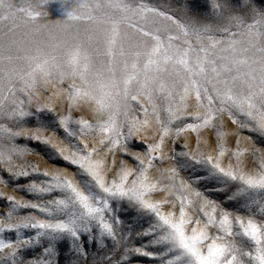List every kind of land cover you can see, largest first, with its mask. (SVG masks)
I'll list each match as a JSON object with an SVG mask.
<instances>
[{
  "label": "snow or ice",
  "instance_id": "6c2138e0",
  "mask_svg": "<svg viewBox=\"0 0 264 264\" xmlns=\"http://www.w3.org/2000/svg\"><path fill=\"white\" fill-rule=\"evenodd\" d=\"M51 2L0 0V172L16 179L32 174L17 165L26 150L16 140L50 142L43 125H23L54 112L55 99L68 108L58 124L79 141L69 154L57 151L81 180L43 172L44 180L26 186L39 202L0 192L10 205L0 214V233H16L15 240L0 239V264H59L56 243L63 239L71 240L76 264H89L87 242L103 248L109 239L112 254L99 264H125L130 255L158 264H264V150L252 148L259 163L253 161L249 171L241 167L245 152L239 148L232 153L235 166L220 162L225 115L264 135V0H178L169 12L145 0H60L70 10L55 20L47 11ZM73 109L90 118L73 120ZM153 121L159 139L146 143L143 155L131 154L134 166L124 160L117 165L116 152L129 155L128 141L146 140ZM204 130L215 133L218 155L215 161L211 155L193 159L211 165L209 175L225 186L228 201L241 205L243 216L184 181L180 189L195 201L175 195L174 168L161 171L173 174L163 186L149 176L154 162L166 160L165 137L191 131L199 144ZM0 184L7 181L0 177ZM157 193L163 195L152 199ZM116 202L141 217L148 214L146 226L137 231L129 225L127 234H118L124 220L113 214ZM20 209L44 218L22 216ZM26 229L35 234L21 238ZM134 231L146 243L130 246ZM37 246L40 255L26 258L25 250Z\"/></svg>",
  "mask_w": 264,
  "mask_h": 264
},
{
  "label": "rangeland",
  "instance_id": "374dc122",
  "mask_svg": "<svg viewBox=\"0 0 264 264\" xmlns=\"http://www.w3.org/2000/svg\"><path fill=\"white\" fill-rule=\"evenodd\" d=\"M145 2L151 7H155L166 12L175 10L179 6L178 0H145ZM201 3H203V0H201ZM68 10H70V8L62 6L60 0H53V2H51L47 7L49 18L52 20L63 18ZM42 102L49 103V101H47L43 96ZM51 103L55 109L54 112L45 111L39 114V120H37L36 117H33L26 121L23 125L24 127L32 129L43 125L41 129L42 136L43 138L48 139L50 142L46 144L43 142L26 139L23 136L17 138L16 140V143L26 150L24 155L17 159V165L26 167L27 170L32 174L26 178L21 177L16 179L8 176L7 173L0 172V177L7 181L6 185L0 184V192L13 195L17 199L23 200L25 202H39L35 195L29 194L27 192L26 186L30 181L39 183L44 180L45 178L40 175L43 172L47 171L49 176H51L53 173L61 172L68 176L74 177L78 181L81 180L79 170L75 166L66 162L57 151L58 148H65L67 149L65 154H69L72 150H74L72 146L79 144L77 139L69 137L63 128L58 124L59 116L68 115L67 103L64 100L55 99ZM193 104L194 101L189 100V105ZM36 106L37 105L33 104V110ZM189 110L191 111L192 109L190 108ZM82 116H84V118H90V114H85L84 112L77 109L72 110L73 120L79 119ZM141 118H143L142 115ZM222 119L224 123V131L228 133L223 141L226 151L225 155L220 158L222 166L227 167L229 164L235 166L236 158L232 155V153L237 148H239L240 151L245 152V155L240 157L241 167H243L245 171L252 170L254 167L253 161H255L256 164L259 163V159L254 157L252 154V148L255 147L257 149L264 150V135H261L259 132L250 131L247 128H239L238 125L231 123L227 115H225ZM157 127L158 126L155 125L153 121L152 128L144 134V136H147L146 140L143 138V136H136L130 139L128 141L127 149L129 155L126 156L117 151L115 154L117 165L121 160H124L128 166H134L133 161L130 158L131 154L139 153L143 155L145 151V144L153 143L154 140L159 139V137L155 135V129ZM72 128L75 130V125H72ZM93 137L94 134L87 137V142L90 146L94 142ZM197 140V134L191 131H185L179 137L175 136L174 133L165 137L163 151L166 160L162 164L159 161L154 162V167L149 172L150 178L153 180V182L157 180L161 181V186L168 184L169 181L166 179V177L173 174L165 172L164 176H161L160 173L162 170L174 168L176 188L173 189V191L175 195H188L190 199L195 201V197L191 196L190 192H184L182 189H180V181H184L190 185L191 191L201 192L203 197L216 201L222 207L233 212L234 215H245L244 209L241 207V205L226 199L225 186L218 183L216 179L209 175L211 165L205 162H201L199 164L195 163V159H203L208 155L213 156L215 161L219 151L215 142V133L212 130H204L199 134V144L197 143ZM237 141H239V144H237ZM182 153H186V155H182ZM111 159L112 157H109V162ZM33 167L36 168V173H33ZM84 178L86 179V177ZM109 179H111V176ZM161 195L163 194H154L152 199H159ZM175 195L169 196V199H175ZM49 198L50 197L45 196L44 201L46 202ZM178 205L179 202L177 201V207ZM195 206L196 205L194 204L193 207ZM9 207L10 205L8 204L7 200L0 198V214L7 212ZM114 207L115 212L113 214L121 216V218L124 220V223L117 229L118 234L121 232L127 234L129 225H131L134 230L138 231L142 227L146 226L147 222L149 221L148 214H145L143 217H141L135 213L134 209L126 210L125 208L121 207L119 202H116ZM169 209L170 205H165L162 210L167 212ZM129 212L132 214L129 215ZM19 214L22 216L33 215L37 219L44 218L42 214L33 209H20ZM189 214L191 215L192 211H190ZM34 234L35 230L32 229L22 230L21 238H27L33 236ZM132 235L133 241L131 242L130 246H140L142 243H146V241L135 239V231L132 233ZM0 239H4L6 241L15 240L16 233L7 231L0 233ZM81 243L83 244L84 240H82ZM106 244L107 247L102 248L99 245L93 246L90 241L87 242L86 248L89 264H93V262H97V264H99L106 254H112L109 252V249L112 246V241L109 239L106 241ZM70 245V239H63L56 243V259H58L59 264H76V258L71 250ZM41 251L42 249L39 246L32 249H26L25 257L38 256L40 255ZM116 255H118V253ZM125 264H158V261L145 256L130 255Z\"/></svg>",
  "mask_w": 264,
  "mask_h": 264
}]
</instances>
